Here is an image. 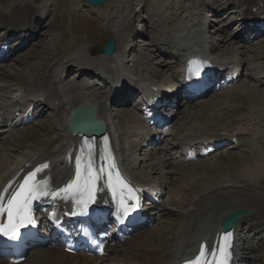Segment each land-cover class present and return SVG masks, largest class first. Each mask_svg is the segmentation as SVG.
Segmentation results:
<instances>
[{"label":"bare ground","instance_id":"obj_1","mask_svg":"<svg viewBox=\"0 0 264 264\" xmlns=\"http://www.w3.org/2000/svg\"><path fill=\"white\" fill-rule=\"evenodd\" d=\"M261 2H263L262 6H260ZM230 3L235 7L227 11L224 8L230 7ZM230 3L224 8L218 7V11L223 10L225 14L229 13V15H233L234 11H236L238 15H241L240 19H242V22H246L244 26H250L258 22H260V26H264V0H231ZM237 7L238 9L235 10ZM242 7L245 8L243 9ZM254 7H257V12L255 14L252 13V8ZM37 13L38 12L35 13L32 8H29L28 5L24 7L21 5L14 6L11 13H2L3 15L0 13V26L8 32H21L26 37L29 30L32 32H36L37 30L36 24L38 22L36 21L40 19V17L36 18L38 17L36 16ZM38 14L41 15V13ZM161 18L167 20L169 17L162 16ZM190 26L191 25H186L185 27ZM191 28L192 27L189 28L187 34H184V29H171L166 39L163 36L164 39H162L161 46L159 44H153L151 53L156 54V50L158 53V51L162 49V53H158L155 56V58L162 59L161 61L159 60L160 64L156 63V67L159 69L154 70L151 67L144 68L142 71H144L145 74H139L136 77H130L126 69L124 70V61L119 59L118 55V45L116 46V51L112 55L108 56L103 52H99L97 58L90 57L87 54L85 55L83 49L71 52V49L65 48L64 50L60 48L56 55L48 60L41 74V80L34 85L36 88L29 94L30 96L32 95V98L28 100L31 103L33 102V104H43L45 112L51 111L52 123L46 133L42 134L36 130L26 132L24 128L25 124L22 120L10 126L9 129H3L2 127L6 126L15 110L6 113L4 109H2L6 104H0V109H2V113H0V149L3 150L4 146L10 141H21L24 139L23 136L25 134L26 139L24 141H27L19 156L21 158H14L11 156L3 158L0 156V197H7L10 191L15 190L19 182L27 176L29 172L36 171L37 169H40V171L37 172L36 178L47 181L48 184L51 185L50 192H57L59 195L62 194L60 189H62L66 183H70L75 176L76 157H82L85 152L84 147L90 142L94 146L93 160L96 164L98 173L101 168L106 170L101 174V179H99L96 184V201L103 202L107 199L106 192L108 191L105 182L106 172L109 170L108 164L114 162L115 167L111 169L112 174H121L124 179L137 184L155 187L157 185L159 187V192L165 194L167 201L172 202L173 205L181 204L184 207L186 204L189 205V208L182 213L179 224L177 226H170V229L174 230L171 236L167 237L163 235L161 240L154 242L155 234L152 231L150 232L149 229L141 230L136 234H132L124 241L127 243L126 247L121 246L120 244L122 243L113 247L107 246L106 252L112 249L117 253L119 252L111 257L107 264H120L121 262L126 264H180L182 261L200 253L201 246L205 249L204 257L206 261H211L213 259L212 251L217 250L218 252L219 241L223 236L220 232L219 220L224 215L240 208L246 209L249 213L234 222L232 224V229L229 231L232 233V238L230 249L231 257L228 260V264H247V260L250 259L248 253L254 250L255 243L249 241L246 232L250 229H255L251 236L253 237L255 234L264 230V219L261 218V212H264V206L259 204V206L256 207L254 199L252 198H261L264 195L255 192L252 188L254 185L251 183L252 180L264 177V165H255L247 157L231 152L228 162L230 163V167H234L235 165L236 168H238L239 175H237V177L239 178L240 185L231 183L224 186L222 185L223 187L220 189H215L205 184V186H200L201 191L199 190L200 192L197 198L191 200V202H186V196L182 192L184 184L182 186L180 184L179 190H174L173 192H169L166 189L169 185L168 183L171 182L172 177H174L178 171L182 176H188L193 173L192 169H189L186 165L183 167L177 165L174 160L176 156L173 158V156L166 154L165 146H161L158 151L164 154L163 157L152 159V156H150L152 151L147 153L149 155H145L144 160L148 162L146 165L148 167L150 166L151 171L155 174V178L152 175L149 176L150 171L148 174L142 175L141 172L138 171L139 165L136 152L137 149L142 146V141H146L142 135L147 132L145 129H148L149 126L143 114L141 115L138 111L134 109L115 111L110 105L117 101V96L123 95L129 99L137 95L135 94L137 92L142 94L139 106L146 108L148 106V101L146 100L148 99L147 89H149V84L157 85L161 88L169 86L167 88L171 90L172 87L170 86L172 85H167V83L169 84L171 81L161 83L150 79L149 76H152L150 75L152 72L156 73L159 71V73H161L164 72V69L169 70L171 65L182 66V55L186 52L187 46L194 42L204 44L205 37H202L201 42L200 38L195 41V37H188ZM263 36L264 31L261 30L258 37ZM243 38L244 36L231 37L225 35L215 44L208 45V58H190L187 60V63L190 60L202 61L203 64L208 67H211L212 64H219L222 66L221 68L228 70L232 64L239 62L241 66L244 67V65H246V60L244 56H240V54L246 53L243 51L242 47L245 46V43L249 44L248 42L251 40L244 38L247 40L246 41ZM234 41L236 42L233 43ZM235 45L237 46L235 47L236 49L234 48ZM221 47L224 48L222 52L216 53ZM167 59L172 61H168ZM141 62L147 65L148 59H143ZM75 69H77V73L74 74L77 75L79 79H66L68 73L75 71ZM66 73L67 75H65ZM82 75L85 77L81 78ZM90 75L98 78L97 80L101 82V86L99 85L100 87L95 86L94 81L97 82L96 79L92 78L88 80ZM8 78L19 79L22 85L27 86L29 83L28 78L30 77H27L24 73L22 74V72L16 76V73L13 74L6 71L4 68H0V81H5ZM128 84L130 86H128ZM96 85H98V83H96ZM54 90L56 91L55 93ZM2 91L5 94L11 93V89L6 87ZM256 93L257 104L264 106V94L261 91ZM12 101L13 100L6 103L12 105V103H14V101ZM85 102H91L97 105L96 116L106 124L105 136L108 154H106L105 158H103L100 147L102 141L101 137H89L83 143L81 137L71 135L66 127L65 119L69 111L75 106ZM202 102H205V104L208 103L206 100ZM201 105H204V103H201ZM222 110H224V108ZM226 110L229 109L226 108L223 112L227 114L228 111ZM32 113L34 114L33 109H31V114ZM211 115L212 113L207 111L205 113V118H202L203 122L196 124L197 126L204 125V131L194 132L190 140L184 136L180 137L179 139L181 142L178 145L179 147H177L180 148L181 146L184 147L185 144H189V146L195 145V148L197 145H203L205 149H210L215 145L223 147L224 145L228 146L233 143V145L229 146V148L233 149L240 148L249 143L246 141L245 133L233 134L232 131L225 128L209 125L210 123L206 120L210 119L212 117ZM213 115L215 116V114ZM255 115L257 117V124L264 122V111H259ZM235 121L236 120H232L231 122ZM257 124H255V126ZM256 127L249 129L248 134H251L252 137H256L257 139V131L259 128ZM256 139L253 138V140ZM158 151L154 150L155 153ZM109 156L111 160L107 159ZM148 157L152 160H146ZM263 159V155L261 158L259 157V160ZM187 163L189 162H186V164ZM44 165H47V167H44ZM201 165L205 167L203 162H201ZM201 180L203 181L204 179L201 177ZM53 203L54 206L61 207L68 203V200L64 201L63 196H61ZM161 212L164 211L161 209ZM245 224H247L248 227H244ZM160 233L163 234V230H160ZM171 239L172 244H170ZM40 249L32 252L30 254L31 258H25L23 262L18 264H106L105 255L93 258L85 254H68L56 247L46 246L44 251H40ZM0 264H8L7 259L0 257Z\"/></svg>","mask_w":264,"mask_h":264},{"label":"rangeland","instance_id":"obj_2","mask_svg":"<svg viewBox=\"0 0 264 264\" xmlns=\"http://www.w3.org/2000/svg\"><path fill=\"white\" fill-rule=\"evenodd\" d=\"M230 1L231 0H107L102 5L96 6L87 4L85 0H0L1 14L11 13L13 7L18 5L22 7L28 5L35 13H41V15L38 13L36 14V16H38L36 18L40 17L39 21H36L38 22L36 26H38L39 29L37 31V39L34 40L30 46L28 45L17 52L10 60L0 64V68H4L6 71L13 74L16 73V76L21 72L22 74H26L27 77H30L28 78L29 83L27 86L22 85L19 79L12 78L0 81V104H6L3 106V109L6 108L8 110L9 108V110H13L15 107L21 106L24 99L32 97V95L30 96L29 94L36 88L34 85L40 82L41 74L48 60L53 58L60 48L64 50L65 48L71 49V52L83 49L85 55L87 54L90 57L97 58L99 55L96 49L102 47L109 37H113L116 40V46L118 45L117 50L119 52V59L124 61V70L126 69L130 77H136L139 74H145V72L142 71L144 68L151 67L154 70L159 69L156 67V63H159L162 59L155 58V56L158 53H162V49L158 51V53L156 50V54L151 53V50H153V44H159L161 46L162 39H166L171 29H184V31H187V29L192 26L190 30L191 36L200 38V42L202 37H205L204 42L208 45L215 44L225 35L240 37L241 35H237L240 24L236 19L239 16L236 11H234L233 15H229V13L225 14L223 10L218 11L217 9L218 7H226L229 5ZM234 7L235 6L230 3V7L224 9L230 11V9ZM215 9L216 11L214 13ZM237 9L238 7L235 10ZM162 16H168L169 18L165 20L161 18ZM186 25L191 26L185 27ZM235 42L236 41L233 43ZM250 43H245V46L242 47L243 51L246 53L240 54V56H244L246 60L245 71L240 81L235 86L231 87V89L208 95L199 100L200 103L196 101L182 105L173 123L172 134L168 138V142L170 143L178 142L179 134L187 137V135L191 136L194 132L204 131V125L197 126L196 124L203 122L202 118H205V113L207 111L212 113V117L210 116L211 118L208 119L209 121L206 120L210 123L209 125L225 128L236 134L245 133L246 141L249 142L247 145L245 144L240 148L221 149L208 158L200 159L190 164H182L179 159H175L177 165L181 167L186 165V167L192 169L193 173L188 176H182L178 171V173L172 177L168 190H166L173 192L174 190H179L180 184L181 186L184 184L182 192L186 196V202H191V200L197 198L201 191L200 186H205V184L215 189H220L224 185L231 183L240 185L239 178L237 177V175H239L238 168H236L235 165L234 167H230V163L228 162L231 152L247 157L255 165H264V159L259 160V157L261 158L262 155L264 157V122L258 123V125L255 115L259 111H264V106L257 104L256 93L261 91L264 94V36L260 37V39H254ZM235 47L237 46L235 45L234 48ZM223 49L224 48L221 47L216 53H221ZM143 59H148L147 65L141 62ZM167 60L172 61L170 59ZM163 71L164 72L161 73H159V71L150 73V75H152L149 76L150 79L165 83L166 81L172 82L179 78L178 67L176 65H171L169 70L164 69ZM74 73H77V69L68 73L66 79H79ZM65 75H67V73ZM84 77V75L81 76V78ZM92 78L98 79L96 76L90 75L88 80ZM94 82L96 87L101 86V82L98 80ZM96 83H98V85H96ZM5 87L11 89V93H8L10 95L2 91ZM11 100L14 101L12 105L6 103ZM203 100H206L208 103L205 104V102H202ZM201 103H204V105H201ZM132 107V104H128L118 109L116 107L114 108L121 111L123 109L131 110ZM223 108L224 110H222ZM226 108L229 109L226 110L229 112H227V114L223 112ZM0 110V113H2V109ZM38 110L41 111L40 109ZM213 114H215L216 117ZM32 115L33 113L31 116ZM232 120L236 121L231 122ZM19 121L21 120L17 122ZM51 123L52 113L51 111H47L42 113L40 117L36 118V120L26 125L24 128L26 132L36 130L43 134L48 131ZM255 124H257V127ZM253 126L259 128L257 131V139L256 137H252L251 134H248L249 129L255 128ZM2 128L9 129V126H4ZM25 135H22L24 139H22L23 137L20 138L22 139L21 141L8 142V146L5 145L3 150L0 149V156L3 158L8 156L14 158L19 157L22 153L21 151H23L24 145L27 143V141H24L26 139ZM253 138L256 140H253ZM169 145L171 144H168V146ZM165 148L167 149V147ZM158 150L159 149L155 151ZM151 154L152 153H150V156H152ZM168 155H170V153ZM163 156L162 153L155 154V157L161 158ZM140 157V155L137 157L139 161L138 171L141 172L142 175L148 174L150 171L149 176L152 175L155 178V174L151 171L150 166L148 167L146 165L148 162H144ZM148 159L149 157L146 158V160ZM149 160L151 161L152 159ZM201 162L204 163L205 167L201 165ZM201 177L204 179L203 181ZM251 183L254 185L252 188L255 192L264 195V177L252 180ZM164 197H166V195ZM252 198L254 199L256 207L259 206V204L264 206V196L256 199L254 197ZM187 208H189L188 204L184 207L181 204L173 205L172 202L166 200L161 207L164 211L162 214L166 213L149 229L150 232L152 231L155 234L154 242L161 240L163 235L167 237L172 235L174 230L170 229V226H177L179 224L181 215ZM261 214V218L264 219V212H261ZM244 227H248L247 224H245ZM160 230H163V234L160 233ZM251 230L252 233L255 231V229ZM250 231L246 234H250ZM257 239L259 240L256 241L261 242L262 246L259 251L250 255L252 256L251 258L249 256L250 259L247 260L248 264H264V230L258 233ZM126 244V242H123L120 245L126 247ZM170 244H172V239ZM45 248L40 249V251H44ZM118 253L113 249L109 251L106 255V262ZM249 254L250 253H248V255ZM29 258H31V255L27 256V259Z\"/></svg>","mask_w":264,"mask_h":264},{"label":"snow or ice","instance_id":"obj_3","mask_svg":"<svg viewBox=\"0 0 264 264\" xmlns=\"http://www.w3.org/2000/svg\"><path fill=\"white\" fill-rule=\"evenodd\" d=\"M202 61L190 60L188 62V71L191 76H199L201 72L200 65ZM91 149V146H89ZM108 160H111V157H107ZM47 167V165H44ZM114 162L108 164L107 171V181L106 186L113 196L116 195V187L119 186L121 191L127 190V198L121 197L120 207L123 210L124 216H128L132 211H135L138 207V197L133 194V190L125 183L119 176L116 174L115 183L111 169H114ZM29 172V174L24 178L23 183L20 185L19 189L11 196L7 204L4 205L0 203V212H7V223L0 224V234L8 237L10 240H16L20 235V229L35 223V220L30 215V204L34 200L40 199L41 196L49 195V192L46 189L47 181L38 182L36 180L37 172ZM106 170L101 168L99 173L95 172L92 167L91 161V151H89V161L86 166V170L82 169L81 157H76V179L70 182L65 188L60 189V192L66 194L79 191L81 193L87 192V200H81L79 203H83L85 207L87 206V201L94 199V193L96 190V182L101 179V174ZM83 174V184H81ZM51 195H59L57 192L51 193ZM129 201L131 203L129 204ZM231 238L232 233L226 232L219 241L218 252L217 250L212 251L213 259L211 261H205L202 258L205 256V249L201 246L200 254L196 257L195 260L190 261L189 264H228V260L231 257Z\"/></svg>","mask_w":264,"mask_h":264},{"label":"water","instance_id":"obj_4","mask_svg":"<svg viewBox=\"0 0 264 264\" xmlns=\"http://www.w3.org/2000/svg\"><path fill=\"white\" fill-rule=\"evenodd\" d=\"M87 3L93 5H101L105 0H85ZM98 52H103L107 55H111L115 50V39L110 37L103 48L98 47ZM97 105L91 102H85L77 105L73 108L66 117V125L71 132L77 134H100L105 129V124L102 120L96 116ZM247 210L240 208L236 211L230 212L224 215L220 221L221 230L225 231L229 229L232 224L246 214Z\"/></svg>","mask_w":264,"mask_h":264}]
</instances>
